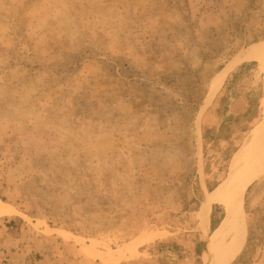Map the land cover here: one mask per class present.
<instances>
[{
	"label": "rangeland",
	"instance_id": "374dc122",
	"mask_svg": "<svg viewBox=\"0 0 264 264\" xmlns=\"http://www.w3.org/2000/svg\"><path fill=\"white\" fill-rule=\"evenodd\" d=\"M260 41L264 0H0V200L19 215L0 216V264H203L259 121L257 66L225 81L257 89V118L222 139L210 112L220 94L202 107ZM213 157L222 175L209 173ZM159 231L175 239L130 247ZM222 263L264 264V178L246 192Z\"/></svg>",
	"mask_w": 264,
	"mask_h": 264
},
{
	"label": "bare ground",
	"instance_id": "6f19581e",
	"mask_svg": "<svg viewBox=\"0 0 264 264\" xmlns=\"http://www.w3.org/2000/svg\"><path fill=\"white\" fill-rule=\"evenodd\" d=\"M242 65H256L259 72L263 76V90L259 111L260 117L253 130L249 144L236 162V168L239 173L237 179H235L231 185L230 197L225 199L223 202L226 217L223 219L216 231L212 233V236L209 239L206 252L203 255V264H223L222 260L226 258L229 253V239L233 232L234 222L244 204L246 192L256 181L264 178V41L257 42L253 46L247 48L234 60L233 64L217 76L202 107L201 115L209 110L216 96L224 86L228 75L237 67ZM201 174L203 177L202 188L204 194V204L200 214V221L204 232L208 234L213 217V204L212 193H210L206 187L202 162ZM224 194L225 191L221 190L216 194V197L221 198ZM0 216L15 217L19 215L14 208L0 200ZM25 219L37 228H42L45 224L43 221L38 220L32 223L30 219ZM46 229L57 235L62 242L69 246L82 249L90 248L87 241L83 238L76 237L70 233L52 230L48 227H46ZM174 239V232L159 231L147 237L136 239L129 245L133 250L137 251L142 248L157 247Z\"/></svg>",
	"mask_w": 264,
	"mask_h": 264
},
{
	"label": "crops",
	"instance_id": "0c3cea01",
	"mask_svg": "<svg viewBox=\"0 0 264 264\" xmlns=\"http://www.w3.org/2000/svg\"><path fill=\"white\" fill-rule=\"evenodd\" d=\"M257 90V89H256ZM256 90H249L244 92L243 89H240L237 84L231 85L229 82L224 83L221 91L219 92L218 99L214 102L211 107V125L217 128V134L221 132L223 138L228 133H232L230 131L232 128L237 127L235 124L237 122H248L250 119L257 118V106L255 103ZM217 97V96H216ZM210 113V114H211ZM209 119V118H208ZM222 120V126L218 124V120ZM241 126V123H237V125ZM255 124V123H254ZM239 127V126H238ZM243 127L240 132L243 133L246 128V124L243 123ZM219 154V153H218ZM212 155H215L214 153ZM225 165L224 161L221 158L213 157L211 160V164L209 166V173L211 172L213 175L221 174L223 166ZM213 181L218 180V178H213ZM224 182L220 183L219 190H226L228 185H222Z\"/></svg>",
	"mask_w": 264,
	"mask_h": 264
}]
</instances>
